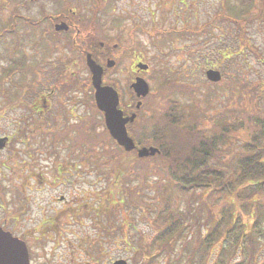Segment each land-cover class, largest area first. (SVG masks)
<instances>
[{
  "label": "rangeland",
  "instance_id": "obj_1",
  "mask_svg": "<svg viewBox=\"0 0 264 264\" xmlns=\"http://www.w3.org/2000/svg\"><path fill=\"white\" fill-rule=\"evenodd\" d=\"M144 1L147 0H119L122 17L116 15V21L120 26H113L108 33L110 35L122 33L123 38L117 48L122 47L124 51L121 62L105 75L104 81L112 83L117 88L122 101L128 100L129 95L135 94L130 87L133 82H131L130 64L137 58L148 65L147 69H140L141 76L149 85V93L142 100L143 111L148 110V113L147 110L144 113L145 117L152 116V120L159 118L163 109L160 87L165 83L166 77L171 76L172 80H177L179 88H183L187 93H176L170 97L179 101L183 112L193 113L194 117L199 118L204 114L206 115L204 119L210 118L209 122L204 124V127H207L214 114H219L228 106L235 107L233 106L235 102H232L235 97L230 93V89L223 84L214 85L205 77V70L208 68L220 70L218 62L213 61L218 56L219 48L227 44L230 50H235L238 42V26L233 20L228 19L226 14L216 15L215 11L221 10V4H232L238 8L240 6L238 3L244 0H149L150 4H145ZM56 2L37 0L32 4L45 5ZM254 2L256 4L250 12L243 15V18H246L241 24L246 27L245 33L249 42L264 55V0H254ZM2 4L4 0H0V19L4 20L7 10L5 8L1 10ZM139 6L145 7V11L148 8L150 13L153 12L152 15H143L138 9ZM239 16L242 18L241 15ZM186 28L198 29L200 33L187 35ZM183 29H185L183 33L174 34L176 30ZM208 29L213 32L212 36L205 33ZM244 51L243 55L248 54L246 59L233 64L232 61L222 64L223 70L225 69L222 77L230 79V74L234 76L241 70L242 76L248 79L264 80V63L258 61L249 48L245 47ZM59 58H63L61 50H59ZM168 68H172L173 71ZM43 75H47L46 72H41L36 81ZM75 76L83 81L87 76L86 71L77 72ZM0 80V84H3L1 75ZM1 86L5 88V94L0 90V138L11 135L15 139L10 142L8 148L0 149V224H4L14 235L26 242L34 262L111 264L116 259L123 258L128 264H140L143 256L142 249L138 246L141 241H149L156 235L158 229L153 224V220L156 219L157 214L154 212L159 207L152 208V223L150 219V221L144 219L134 204L128 203L122 212L119 209L114 210L113 205L109 206L105 195L104 198L99 197L100 191L106 186L105 176L101 175L90 161L80 164L74 161L71 166L65 150L60 148L59 152L50 151L49 146L46 148L38 141L34 129L31 132L32 136L28 137L33 146L24 150L23 145L20 144L24 132L23 126L30 127L31 121L30 118L27 121L22 120L23 115L30 112L22 100L32 96V87L23 85L22 89H19L15 85L5 83L0 85V88ZM56 90V97H65L61 88ZM72 95L76 98L81 96L76 90H71L68 96ZM8 98L11 100L9 101ZM226 105L227 107L223 108ZM92 110L90 122L97 119V115ZM230 118H234V115ZM141 119L139 116L135 123L133 122L137 124L134 126L135 129ZM50 124L55 123L50 121ZM46 126L47 123L44 121L43 127ZM61 126L62 122L59 121L57 127ZM103 128L102 125L94 128L95 134L103 133ZM91 131L90 126V134ZM49 133L52 136V132ZM232 144L236 149V141ZM98 145L100 146L98 149L107 147V144ZM33 156L38 159V167H34L32 163ZM56 165L58 166L55 167ZM99 174L102 177L98 176ZM154 180L155 178L152 179V183ZM79 189L83 191L81 194ZM141 190L152 194V204L158 202L153 185L144 184ZM61 196H64V200L68 203L60 202ZM202 197L207 203L209 202V206L215 203L216 208L212 210L211 218L215 220L220 202L215 201L216 197L210 196L208 199L206 194ZM172 198L178 200L175 196ZM186 199L187 197L181 199L177 205L181 210L185 209ZM196 201L191 203L196 206L198 203ZM202 210L203 218L207 217L208 211L205 208ZM107 213L115 221L116 233L112 235H107L98 226V221H102L100 224L106 223ZM246 217L245 215L243 220L238 222L236 234L241 228V222H248ZM50 218H53L52 224L47 222L40 225L43 220L47 221ZM118 223L123 227L122 231H118ZM202 227L201 225V231H204L205 228ZM194 229L195 227L188 232V236L194 233ZM255 234L259 247L257 259L261 262L264 260V214L257 224ZM124 240H128L130 246ZM98 244L100 247H97ZM180 245L181 243L178 242V250L174 249V253L172 252L170 264H189L190 254L187 251H183L182 259L174 255L180 253ZM149 252L151 254V251ZM239 256L241 257L236 255L233 261L239 260ZM166 260L165 255L157 256L152 264H164Z\"/></svg>",
  "mask_w": 264,
  "mask_h": 264
},
{
  "label": "trees",
  "instance_id": "obj_2",
  "mask_svg": "<svg viewBox=\"0 0 264 264\" xmlns=\"http://www.w3.org/2000/svg\"><path fill=\"white\" fill-rule=\"evenodd\" d=\"M238 4V8L232 4H221V10L215 11L216 15L226 14L239 29L237 48L230 50L225 44L219 48L218 56L213 60L218 62L221 73L225 71L222 64L226 61L233 64L246 59L248 54L243 55L245 47L264 63V55L249 42L246 27L241 24L246 18L243 15L248 14L256 3L254 0H244ZM184 30H176L174 34H181ZM186 31L187 35L200 33L198 29L186 28ZM205 33L213 35L210 29ZM169 70L173 71L172 68ZM230 75V79L222 77L213 84H223L230 89L235 97L232 100L235 107L224 106L227 109L214 114L207 127L204 124L210 118L204 119V114L199 118L194 117L193 113L183 112L179 101L170 97L176 93L186 94L187 91L180 89L177 80H172L170 75L166 77L160 87L163 109L159 118L152 120V116L144 117L137 129H130L138 144L158 148L159 152L153 156L138 157L135 150L125 151L105 128L103 133L95 134L94 128L104 126L103 120L91 121L92 131L87 136L90 149L85 155L88 154L92 166L105 176L106 186L99 197L105 195L109 206L113 205L114 210L121 212L128 203L134 204L144 219H150L151 223L152 208L159 207L154 212L157 214L153 220L158 229L156 235L149 241L139 243L143 256L140 264H152L155 257L161 255L167 258L164 264H170L172 252L179 248L178 242L181 243V251L174 255L182 259L183 251H187L190 254L189 264H194L195 259L196 264H264V260L259 262L257 259L259 247L255 234L264 214V80L248 79L242 76L241 70L234 76ZM4 89L1 86L2 94H5ZM90 97L97 111L92 94ZM232 115L234 118H230ZM233 141H236V149ZM98 144H107V147L98 149ZM78 156L82 160L83 151ZM144 184L154 186L158 198L156 204H152V194L141 190ZM203 194L208 199L210 196L216 197L215 201L220 202L215 220L211 218L216 205L212 203L209 206ZM186 197L185 209L181 210L177 205ZM195 198L198 199L196 206L191 203L196 201ZM202 208L208 211L205 218ZM245 215L248 222H241L236 234L238 222ZM101 222L98 221V226L107 235L114 234L115 221L110 214L107 213L105 224ZM201 225L204 231H201ZM194 227V233L188 236ZM117 228L118 231L123 229L120 223ZM127 228L128 224L126 232ZM124 241L130 246L128 240ZM236 255L241 257L233 261Z\"/></svg>",
  "mask_w": 264,
  "mask_h": 264
},
{
  "label": "flooded vegetation",
  "instance_id": "obj_3",
  "mask_svg": "<svg viewBox=\"0 0 264 264\" xmlns=\"http://www.w3.org/2000/svg\"><path fill=\"white\" fill-rule=\"evenodd\" d=\"M36 1L4 0V4L1 5V10L3 8L7 10L5 19H0V69L2 70L0 75L4 80L3 84L15 85L19 89L23 85L32 87V96L22 100L30 110L23 115L22 120L27 121L30 118L31 128L23 126L24 132L20 144L23 145L24 150L33 146L28 137L32 136L31 132L34 129L38 141L46 148L49 146L50 151L59 152L60 148L65 150L71 166L74 161L79 164L86 163L89 162L88 154L85 155V152L88 153L90 149L87 136L91 126L89 120L91 110L93 109L99 121L103 120V113L92 107L91 72L86 64V57L90 55V58L102 69V81L108 84L104 81V77L112 68L119 65L124 51L122 47L117 48L123 38L122 33H113V35L108 33L113 26H120L116 18L122 17L120 13L122 6L119 0H55L58 3L32 4ZM144 2L150 4L149 0ZM138 9L143 15L151 16L153 13H150L148 8H146L148 12L145 11V7L139 6ZM59 25L66 27L58 29ZM59 50L63 53L61 59ZM108 60H114L115 65L109 68ZM140 61L137 58L131 61V82L136 77H142L141 70L135 66ZM84 70L87 75L85 80L76 78L75 73ZM41 72H46L47 75L36 81ZM57 88H61L65 97H56ZM71 90H76L81 96L79 98L74 95L68 96ZM145 97L131 94L126 101H122L120 97L119 108L123 111V115L130 116L135 112L133 121L126 124L131 137L130 129L135 126V120L139 116L145 117L144 113L147 109L144 111V108L142 109V100ZM8 100L10 101L11 98ZM137 102H141L138 107ZM146 112L148 113V110ZM44 121L47 123L46 127H43ZM50 121L55 124L51 125ZM59 121L62 122L60 128L57 127ZM49 126L51 127L45 129ZM49 132H52V136ZM2 138H6V141L1 149L8 148L10 142L15 139L11 135H4ZM135 143L138 147L147 146L136 141ZM81 151H83L82 160L78 156ZM33 158L34 167H38V159L35 156ZM78 191L79 194L83 192L81 189ZM61 197L60 202L68 203L64 200V196ZM52 219L43 220L40 225L47 222L52 224ZM0 226L9 230L4 224ZM29 260L30 264H42L32 261L30 251Z\"/></svg>",
  "mask_w": 264,
  "mask_h": 264
},
{
  "label": "water",
  "instance_id": "obj_4",
  "mask_svg": "<svg viewBox=\"0 0 264 264\" xmlns=\"http://www.w3.org/2000/svg\"><path fill=\"white\" fill-rule=\"evenodd\" d=\"M66 26L59 25L58 29ZM86 63L92 73L91 82L94 87V99L98 109L103 112L105 126L111 137L122 146L124 150L131 151L135 148V142L128 135L126 124L132 122L135 113L130 116H124L122 110L118 108V92L111 85H102V69L90 58L86 57ZM114 60H108L107 66L113 67ZM136 66L139 69H147L148 65L138 62ZM206 78L211 82H218L221 79V72L218 69L208 68L205 71ZM138 97H145L149 93V85L142 77L136 79L130 84ZM141 102L137 103V107ZM6 138H0V148L4 146ZM159 152L157 147H140L137 149L138 157L153 156ZM0 264H30L27 244L18 236L10 231L4 230L0 226ZM112 264H128L123 258L116 259Z\"/></svg>",
  "mask_w": 264,
  "mask_h": 264
}]
</instances>
